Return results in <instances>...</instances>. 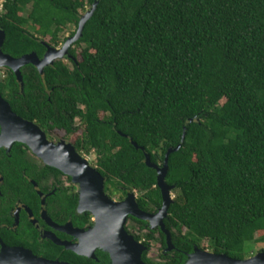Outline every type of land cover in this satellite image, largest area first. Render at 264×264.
<instances>
[{"label": "trees", "instance_id": "trees-1", "mask_svg": "<svg viewBox=\"0 0 264 264\" xmlns=\"http://www.w3.org/2000/svg\"><path fill=\"white\" fill-rule=\"evenodd\" d=\"M96 1L4 0V53L43 58V43L63 46ZM70 27L76 31L66 36ZM69 53L73 59L43 74L23 67V89L11 69L1 71L0 92L17 115L47 134L63 133L79 154H95L109 196L136 191L144 211L163 202L145 152L163 165L181 145L166 178L176 193L166 225L177 231L179 249L170 264H185L195 247L246 259L250 243L264 245V0H99ZM0 175L3 242L51 260L96 264L39 241L34 227L17 236L6 228L16 204L41 211L33 184L46 192L45 181L59 170L16 143L0 149ZM78 202L73 188L48 199V210L62 224ZM143 260L149 264L146 253Z\"/></svg>", "mask_w": 264, "mask_h": 264}, {"label": "water", "instance_id": "water-1", "mask_svg": "<svg viewBox=\"0 0 264 264\" xmlns=\"http://www.w3.org/2000/svg\"><path fill=\"white\" fill-rule=\"evenodd\" d=\"M99 0L93 7L82 16L78 31L70 37L61 48L51 47L45 42L46 53L39 58L36 53L15 58L4 53L5 32L0 28V72L5 68L11 69L24 88L22 68L31 64L43 74L47 67L53 66L57 61L73 59L69 51L82 36L86 22L93 16ZM0 149L5 148L8 152L16 143L27 146L30 151L46 166L61 171L66 176L72 177L75 184L80 185L79 212L90 213L94 218V225L89 231L75 229L72 224L60 227L54 224L47 216L45 220L49 225L60 231L68 232L81 239L80 244L60 240L54 233H44V237L51 240L55 245L64 247L79 256L95 259V252L103 250L110 256L111 264H146L143 254L147 247L136 241L135 237L128 233V220L133 217L141 221H147L151 226H161L165 229V219L174 203L172 192L175 186L168 185L166 178L169 171L170 155L181 148L169 149L163 165L151 162L148 153L141 148L146 156V164L157 172V185L161 190L163 205L157 214L142 210L137 202V196L133 193L123 201H117L106 193V178L101 175L97 168L93 167L87 158L81 156L73 145L65 141L59 144L51 143L47 133L36 123L28 121L13 110L0 92ZM185 139L183 135L182 141ZM133 144L137 146L135 142ZM3 179L0 178V183ZM44 201L43 194H40ZM66 230V231H67ZM0 264H71L59 260H51L39 257L21 246H8L0 240ZM86 248V252H84ZM185 264H264V252L246 258L236 259L227 254H216L208 250L195 247L193 253L188 255Z\"/></svg>", "mask_w": 264, "mask_h": 264}, {"label": "flooded vegetation", "instance_id": "flooded-vegetation-1", "mask_svg": "<svg viewBox=\"0 0 264 264\" xmlns=\"http://www.w3.org/2000/svg\"><path fill=\"white\" fill-rule=\"evenodd\" d=\"M61 47H58V48H61ZM66 61L68 62L70 60L67 59ZM47 135H48L49 142L55 143V144L60 143V141L55 142L52 139L51 133H49ZM67 143H70V142H67ZM70 144L73 145L72 143H70ZM29 151H30V149H29ZM30 153L33 157H35L37 159V157L31 151H30ZM81 156H83V155H81ZM89 156H91V155H89ZM39 163H42L43 165H45L41 160H39ZM0 178L3 179V177L1 175H0ZM2 184H3V182L0 183V186ZM33 185L36 188L39 195L44 193L43 194L44 201L40 197L41 201H42L41 211L36 215L31 210L30 207L23 205V204H20V203L16 204L12 208V210L10 211V218L13 222L10 226H6V228L9 231H11L12 234H15L17 236V235H19V231L21 229H30L31 228V230H32V227H34L38 231L39 241L49 240L46 237H44V233H47V234L54 233L62 241L70 242L72 244H80L81 239L79 237H75V236L71 235L67 229H66L67 231L66 230L60 231L58 229L51 227L49 225V223L44 218V215L46 214V216L54 224H56L60 227H65L71 223L75 229L85 230L86 232L89 231L90 228L94 225V218L90 213H80L79 212V202H78L77 207L75 208V212L73 213V215H68L69 220L66 221L65 223H62V224L57 222L54 219V218H59V217L62 218V216H60L57 212H54L53 208H50L48 210V206H49L48 199H50L52 197H56L57 195L60 196L61 198L64 196L71 195L73 188L76 189V192L78 193V197L80 199V185L75 184L72 177L66 176L61 171H60V175L58 177L50 175L48 180L45 181V186L47 188L46 192H42L36 183H34ZM157 187H158V185H157ZM131 193H133L137 196V202H138L141 195L136 191H133V192L126 191V196L123 199H119V201L125 200L128 197V195ZM172 193H174V191ZM113 199H115V198H113ZM147 202L150 203L148 200H147ZM162 205H163V202H162ZM151 206H152V204H151ZM161 207L155 208L154 211H146V212L157 214L158 211L161 209ZM89 215L91 216V224H89V223L80 224V221L86 220V218ZM63 216H64V214H63ZM132 218L133 217H131L128 220V224L133 222L135 224V227L133 226L134 227L133 230L128 229L129 231L128 230L127 231L129 234H131L135 237L137 242L142 243L143 245H145L147 247V250L144 252V254L145 253L147 254V260H148L149 264H170L177 257V253H178L179 249H178L177 245L173 242L174 236H175V234H177V231L171 225H170V228H168L166 225V222L170 223L169 216L167 217V219H165V229H163L161 226H157V227L153 228L151 226V224L147 221H142V222H144V225L141 226V225L137 224L135 221H132ZM2 227L4 228V226H2ZM137 238H140L141 240H138ZM49 241H51V240H49ZM9 246H18V245H9ZM62 248H64V247H62ZM29 250H31V249H29ZM83 251L86 252L87 251L86 248H84ZM144 254H143V256H144ZM188 255L189 254H187L186 256L188 257ZM39 257H41V256H39ZM79 257L88 259L92 262H95L96 264H103L104 262H106L107 264H111L109 254L107 252H104L103 250H97L95 252V259L88 258L86 256H79ZM53 260H58V259H53ZM59 261L68 262L66 260H59Z\"/></svg>", "mask_w": 264, "mask_h": 264}, {"label": "rangeland", "instance_id": "rangeland-1", "mask_svg": "<svg viewBox=\"0 0 264 264\" xmlns=\"http://www.w3.org/2000/svg\"><path fill=\"white\" fill-rule=\"evenodd\" d=\"M3 3H4V0H0V11L2 9V6H3ZM76 31V28L75 27H70L69 29L66 30L65 34L66 36H70L71 32H74ZM63 61H66V60H63ZM67 62V61H66ZM2 71V70H1ZM0 74H2V76L4 75V72H0ZM0 79H1V76H0ZM52 135V139L55 141V142H62V141H65V142H70L69 140H65L64 139V134L63 133H51ZM71 143V142H70ZM83 157H86L88 159V161H90V163L92 164V166L96 167V160H97V157L95 154L91 155V156H83ZM37 160L39 161V159L37 158ZM172 197L173 199L176 197V193H172ZM114 200H119L118 198H115ZM135 227V224L132 222V223H129L128 224V228L130 230H133L134 227ZM207 242H203L202 243V246L207 248ZM263 244H260V245H257L255 243H250L249 244V248L248 250H246V258H249L251 256H254L256 254H258L259 252H262V249H263ZM211 251V250H209ZM212 252V251H211ZM151 256V255H150Z\"/></svg>", "mask_w": 264, "mask_h": 264}]
</instances>
